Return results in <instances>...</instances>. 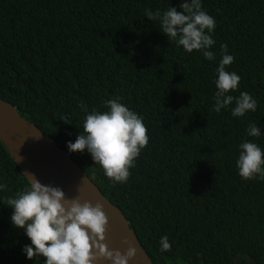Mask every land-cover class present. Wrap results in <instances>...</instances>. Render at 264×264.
I'll list each match as a JSON object with an SVG mask.
<instances>
[{
    "label": "trees",
    "instance_id": "16d2710c",
    "mask_svg": "<svg viewBox=\"0 0 264 264\" xmlns=\"http://www.w3.org/2000/svg\"><path fill=\"white\" fill-rule=\"evenodd\" d=\"M184 0H0V98L67 152L136 233L153 264H234L248 254L264 264V181L243 180L242 141L264 149V0H202L216 20L210 49L184 52L145 10L180 11ZM221 44L255 112L236 118L213 110ZM120 102L143 117L148 145L126 183H113L85 151L69 152L87 112ZM0 264L27 259L30 240L10 223L7 198L30 186L0 141ZM168 236L170 252L159 240ZM238 264H248L240 259Z\"/></svg>",
    "mask_w": 264,
    "mask_h": 264
},
{
    "label": "clouds",
    "instance_id": "9594fccd",
    "mask_svg": "<svg viewBox=\"0 0 264 264\" xmlns=\"http://www.w3.org/2000/svg\"><path fill=\"white\" fill-rule=\"evenodd\" d=\"M179 7L180 11L175 6L163 12L146 9L145 16L157 21L160 31L184 52L191 54L196 50L204 59L214 61L216 54L210 49L216 43L212 36L215 18L203 9L202 0H184ZM220 48L222 56L216 68L213 110L219 113L234 102L233 117L255 112L258 102L250 93L230 94L238 89L241 76L226 70L235 57L228 53L226 44H221ZM105 108L106 111L86 110L83 131L74 142H67L66 147L70 153L86 151L104 176L114 184H123L129 179L130 169L135 167V160L148 145L147 127L143 117L121 103L119 97L106 101ZM262 134L261 127L249 123L247 136ZM238 149L236 168L241 179L264 181V149L247 140L242 141ZM25 176L30 186L7 198V206L12 210L11 225L23 229L30 240V244L22 248L27 259L42 256L43 264H95L102 258L110 264H129L134 258V247L129 246L122 253L109 250L103 243L108 217L101 203L93 205L89 201L81 203L76 198H66L60 187L42 184L34 175L31 179ZM5 187L0 183V191ZM171 250L168 236H161L158 251Z\"/></svg>",
    "mask_w": 264,
    "mask_h": 264
},
{
    "label": "water",
    "instance_id": "95a60500",
    "mask_svg": "<svg viewBox=\"0 0 264 264\" xmlns=\"http://www.w3.org/2000/svg\"><path fill=\"white\" fill-rule=\"evenodd\" d=\"M0 141L24 176L28 175L31 179L34 175L42 184L60 187L66 198H76L81 203L89 201L93 205L101 203L108 217L103 243L109 250L123 253L131 246L135 248L136 254L129 264H153L125 217L101 193L93 179L53 139L45 136L34 124L25 120L14 106L1 98ZM25 178L28 181V177ZM240 259L252 264L248 254L237 256L234 264H238ZM95 264L110 262L101 258Z\"/></svg>",
    "mask_w": 264,
    "mask_h": 264
}]
</instances>
